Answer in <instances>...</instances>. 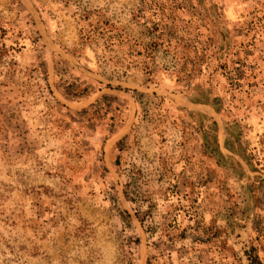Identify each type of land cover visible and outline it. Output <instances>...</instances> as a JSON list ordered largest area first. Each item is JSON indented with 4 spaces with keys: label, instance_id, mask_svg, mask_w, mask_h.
Segmentation results:
<instances>
[{
    "label": "rangeland",
    "instance_id": "374dc122",
    "mask_svg": "<svg viewBox=\"0 0 264 264\" xmlns=\"http://www.w3.org/2000/svg\"><path fill=\"white\" fill-rule=\"evenodd\" d=\"M249 246L264 264V0H0V264Z\"/></svg>",
    "mask_w": 264,
    "mask_h": 264
},
{
    "label": "trees",
    "instance_id": "16d2710c",
    "mask_svg": "<svg viewBox=\"0 0 264 264\" xmlns=\"http://www.w3.org/2000/svg\"><path fill=\"white\" fill-rule=\"evenodd\" d=\"M103 36L105 40V44L106 47H109V51H110V47L111 46H118V45H124L125 43H123L122 39L120 38V36L118 35H114V34H110L109 30H104L103 32ZM86 41V39L88 40L87 36L83 37ZM89 42V41H86ZM139 50L136 51L137 55H142V56H148V48L147 47H141L139 45ZM131 55L130 52H126V51H122V56H118L115 59V64H118V66L123 69H126L129 65L128 59H130ZM142 63V61H141ZM142 67L145 68V73L149 74L151 72V68L149 67V65L147 66V64L143 63ZM67 89H69L71 91L72 95H86L87 94V88L85 86H81V84L75 80L70 81L69 83H67ZM106 88H109V86H105ZM136 243L138 242L137 239L134 240ZM243 253L246 257V261L248 264H261L260 260L258 259L255 249L253 248V246H249L248 249L243 250ZM150 259L146 258L145 260V264H150L149 263Z\"/></svg>",
    "mask_w": 264,
    "mask_h": 264
}]
</instances>
